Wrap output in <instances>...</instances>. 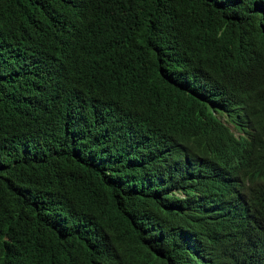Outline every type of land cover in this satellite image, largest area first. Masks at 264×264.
<instances>
[{"label": "trees", "instance_id": "trees-1", "mask_svg": "<svg viewBox=\"0 0 264 264\" xmlns=\"http://www.w3.org/2000/svg\"><path fill=\"white\" fill-rule=\"evenodd\" d=\"M254 81L264 101L260 0H0V264H219L168 185L203 178L185 159L219 156L211 103ZM84 100L95 133L48 110Z\"/></svg>", "mask_w": 264, "mask_h": 264}, {"label": "clouds", "instance_id": "clouds-1", "mask_svg": "<svg viewBox=\"0 0 264 264\" xmlns=\"http://www.w3.org/2000/svg\"><path fill=\"white\" fill-rule=\"evenodd\" d=\"M260 2L264 6V0ZM89 62H93L91 75L100 81V87L107 81L111 86L112 75L117 73L116 70L110 72L108 65L114 64L93 57L81 65ZM101 64L106 67L102 75L99 73ZM229 90L230 99L211 103L212 115L221 125L215 128L216 134L221 136L219 156L201 155L195 151V156L187 157L185 163L197 177L203 178L190 182L182 181L183 176L178 177L174 180L176 185L168 187L173 189L175 198L184 201L189 208L187 214H180L185 225L207 239L209 245L213 242L212 250L223 256L219 264H264V101H260V90L255 81L249 100L243 83ZM80 102L85 108V117L78 109L64 103L48 104V110L72 128L84 124L82 130L95 133L98 129L95 114L99 108L86 100ZM118 108L128 114L136 110L128 100L122 101ZM160 133L164 132L160 130ZM51 217L59 221L57 215ZM154 225L162 228L158 222ZM181 242L183 244L178 245L189 254L203 257L199 252L202 250ZM213 264L216 263L213 261Z\"/></svg>", "mask_w": 264, "mask_h": 264}]
</instances>
